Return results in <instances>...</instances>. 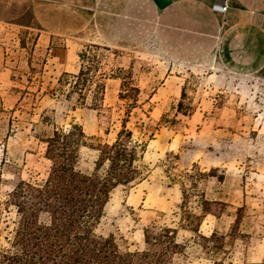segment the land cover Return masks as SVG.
I'll return each mask as SVG.
<instances>
[{
    "label": "rangeland",
    "instance_id": "rangeland-1",
    "mask_svg": "<svg viewBox=\"0 0 264 264\" xmlns=\"http://www.w3.org/2000/svg\"><path fill=\"white\" fill-rule=\"evenodd\" d=\"M39 34L30 0H0V252L16 220L7 195L49 171L42 140L77 123L91 143H111L125 122L145 145L146 176L112 191L95 233L154 259L158 248L145 243L143 229L169 227L183 246L173 264H264V72L237 77L206 61L173 62L153 43L116 49L92 30L84 39L54 37L48 47L37 45ZM81 52L107 77L102 122L91 108L73 109L58 85L63 72L79 70ZM129 77L140 90L136 104L119 96ZM95 159L83 146L76 167L89 174ZM203 206L209 213L198 223Z\"/></svg>",
    "mask_w": 264,
    "mask_h": 264
},
{
    "label": "trees",
    "instance_id": "trees-1",
    "mask_svg": "<svg viewBox=\"0 0 264 264\" xmlns=\"http://www.w3.org/2000/svg\"><path fill=\"white\" fill-rule=\"evenodd\" d=\"M78 57L82 63L79 70L63 72L58 85L73 109L91 108L102 122L109 116V108L104 106L107 77L93 66L95 58L88 60L85 52ZM128 81L122 79L119 96L136 104L139 87L131 77ZM177 111L185 115L182 102ZM91 140L77 123L57 127L42 140L49 171L41 183L20 181L7 195L5 205L15 208L16 220L8 246L0 252V264H173V257L182 252L176 231L169 227L143 229L145 243L158 248L154 259L146 250L121 251L112 235L102 237L95 233L112 191L137 185L145 178L141 163L145 145L134 138L125 122L111 143L94 144ZM83 146L96 152L89 174L76 167ZM205 205L226 206L221 202ZM208 213L203 206L198 223ZM236 223L237 219L230 230ZM203 239L211 242L215 234ZM204 249L210 250L207 246Z\"/></svg>",
    "mask_w": 264,
    "mask_h": 264
},
{
    "label": "crops",
    "instance_id": "crops-1",
    "mask_svg": "<svg viewBox=\"0 0 264 264\" xmlns=\"http://www.w3.org/2000/svg\"><path fill=\"white\" fill-rule=\"evenodd\" d=\"M30 2L40 31L37 45L41 41L48 47L54 37L84 39L92 30L116 49H139L153 43L173 62L206 61L237 77L264 72V0ZM214 4L225 5L224 12L213 10ZM5 70L4 63L1 73Z\"/></svg>",
    "mask_w": 264,
    "mask_h": 264
},
{
    "label": "built area",
    "instance_id": "built-area-1",
    "mask_svg": "<svg viewBox=\"0 0 264 264\" xmlns=\"http://www.w3.org/2000/svg\"><path fill=\"white\" fill-rule=\"evenodd\" d=\"M213 10L217 11V12H224L226 6L225 5H221V4H214L212 6Z\"/></svg>",
    "mask_w": 264,
    "mask_h": 264
}]
</instances>
